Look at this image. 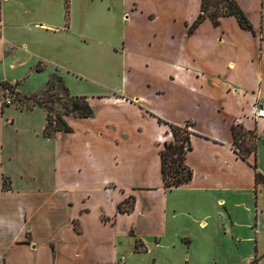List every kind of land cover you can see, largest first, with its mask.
<instances>
[{"label":"crops","instance_id":"1","mask_svg":"<svg viewBox=\"0 0 264 264\" xmlns=\"http://www.w3.org/2000/svg\"><path fill=\"white\" fill-rule=\"evenodd\" d=\"M234 1L253 32L229 16L188 34L201 0H2L0 83L18 82L21 95L42 91L36 65L66 71L62 61L91 42L121 44L126 75L98 84L84 96L93 115L64 117L72 131L51 138L44 109L0 100V264H139L146 244L188 255L218 225L239 238L236 229L251 225L243 213L259 217L264 142L251 134L256 151L242 159L232 126L254 130V104L264 101V0ZM32 78L38 86L23 87ZM159 120L189 125L192 178L171 189L160 151L172 134ZM127 200L130 210L119 212Z\"/></svg>","mask_w":264,"mask_h":264},{"label":"rangeland","instance_id":"2","mask_svg":"<svg viewBox=\"0 0 264 264\" xmlns=\"http://www.w3.org/2000/svg\"><path fill=\"white\" fill-rule=\"evenodd\" d=\"M87 45L89 47L85 46L83 50L76 48L74 50V59L71 61H62L61 65L65 66L66 71L59 66H50L43 63L42 72L45 73L43 78L46 77V80H48L52 74H59L68 91L70 90V84H68L66 79L74 83L75 86L81 87L83 95H77L80 97L93 95L95 91H100L98 84L114 82L120 85L122 78L126 75L121 67L122 45L120 44L116 49L106 48L93 42ZM108 72L112 75L110 81L106 78ZM38 80V78H32L22 85L26 88L30 84L37 87L39 84ZM123 82H125V79ZM0 93L2 102L10 101L13 103L8 90L0 89ZM71 96L70 91L69 96H67L62 87H58L52 97L53 102L47 103L53 109L51 114L54 116L55 113H66L65 104L67 101H72L70 99ZM14 109V107H10L7 114L13 116ZM187 128H184L185 133L180 134L179 145L182 144L185 134L189 132ZM243 143L248 147H256L258 142L250 135H246L243 138ZM172 159L175 161V165L179 162L177 155L172 156ZM254 202L253 199V206ZM131 205L132 200H127L126 205L123 207L128 209ZM259 209L261 210L259 217H256L253 212V214L249 215L243 213L244 215L239 218L241 221H249V224H251L249 227L244 225L236 229L240 233L239 238L225 236L226 228L218 225L216 229H211L214 233L212 237L203 236V238L198 239L199 241H193L191 247L194 252L190 251L188 255L186 250L179 246L165 248L161 245L160 248H151L152 245L146 244L148 253L139 257L141 259L139 264H264V193L259 202ZM207 222L208 226L212 228L211 223ZM216 230H218V233H215ZM206 232L207 230L201 231V234ZM254 234L257 236H254ZM140 248L142 247H138V249Z\"/></svg>","mask_w":264,"mask_h":264},{"label":"trees","instance_id":"3","mask_svg":"<svg viewBox=\"0 0 264 264\" xmlns=\"http://www.w3.org/2000/svg\"><path fill=\"white\" fill-rule=\"evenodd\" d=\"M65 2L68 6L67 1ZM1 4L2 0H0V15ZM229 16L236 18L240 28L253 32L250 22L234 0H201L200 13L198 14L196 20L189 27L188 34H190L205 19H209L214 26H217L219 24L220 18ZM34 71L42 72L43 69L40 66H36ZM17 85L18 82L14 83L13 85L8 83H0V88L10 92L11 98L13 99L12 102L16 103V108H18L20 111L32 110L34 107H39L45 110L46 125L43 130V136L45 138H51L57 132L70 133L72 131V129L66 124L64 117L70 116L76 118H88L93 115V111L86 101V98L76 96H71L70 99L72 101L66 102V113H55L54 116L51 114L53 109L52 107L48 106L47 103L53 102L52 97L54 96L55 90H57L58 87H62L65 94L69 96V91L66 88L63 79L57 74H52L47 80L44 90L37 93L21 95L14 91ZM2 103L3 106L7 105L5 101ZM159 122L167 125L172 134V141L165 143L163 149L160 151V171L163 186L165 189H171L188 183L192 178L191 170L184 163L185 153L190 149V132L185 134L182 139V144L179 145L180 134L185 133L184 128H189V125L186 123L184 126H174L162 122L161 120H159ZM232 134L234 151L240 158L246 159L247 156L255 153V146L248 147L245 145V143H243L244 136H251V131H244L240 125H233ZM174 155L178 156L179 162L176 165L175 161L172 159V156ZM261 181H264V179L257 173L256 182ZM130 208L131 206L126 209L123 207V205H119L118 210L119 212H127L130 210ZM139 246L142 248L138 249ZM135 247L136 251L139 250L137 252L146 251V247H144L142 244H135Z\"/></svg>","mask_w":264,"mask_h":264},{"label":"built area","instance_id":"4","mask_svg":"<svg viewBox=\"0 0 264 264\" xmlns=\"http://www.w3.org/2000/svg\"><path fill=\"white\" fill-rule=\"evenodd\" d=\"M5 103L8 105L11 102L8 101ZM253 119L255 121L256 128L252 130V134L255 136L257 140L264 142V127L262 129H258V122L264 120V101L256 102L253 107Z\"/></svg>","mask_w":264,"mask_h":264}]
</instances>
